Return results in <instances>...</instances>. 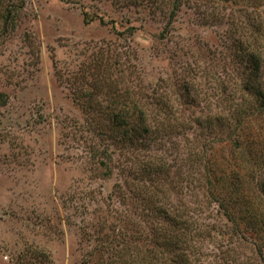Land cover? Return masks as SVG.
Instances as JSON below:
<instances>
[{"label": "rangeland", "instance_id": "374dc122", "mask_svg": "<svg viewBox=\"0 0 264 264\" xmlns=\"http://www.w3.org/2000/svg\"><path fill=\"white\" fill-rule=\"evenodd\" d=\"M10 2L16 19L0 21V264H122L118 250L155 249L160 207L195 222L191 262L264 264V229L243 217L264 219V110L243 92L257 85L254 54L264 87V0ZM132 102L170 107L135 146H116L111 112ZM214 160L216 176L241 177V207L209 184Z\"/></svg>", "mask_w": 264, "mask_h": 264}, {"label": "trees", "instance_id": "16d2710c", "mask_svg": "<svg viewBox=\"0 0 264 264\" xmlns=\"http://www.w3.org/2000/svg\"><path fill=\"white\" fill-rule=\"evenodd\" d=\"M11 0H0V21L3 22L5 25L9 24L10 22H13L15 17V11L16 7L14 3L10 2ZM176 1V0H175ZM251 71H252V80L251 86L254 83H257L256 87L251 89H246V87L243 89V92L247 93V101H249V98L254 97L257 99V102H259L257 109L264 110V87L261 82H259L260 75L257 74V72L261 70L262 63H261V57L259 54H254L253 57L251 56ZM246 101V102H247ZM127 104V103H126ZM170 105H164L162 109L155 110V107L148 106V103L140 104V103H131L127 104L124 107L119 108L117 111L113 110L111 113H113V116L111 118L110 124H107L108 130L113 133L116 141V146L124 147V146H135L136 140L138 139V135L144 132L145 134H150L152 132L151 128H146V122L148 118L155 117V114H158V111H168ZM239 107V106H238ZM236 109H239V108ZM243 108V107H242ZM247 109V110H246ZM244 111V112H243ZM169 112V111H168ZM242 113H247L248 116H254V110L253 107H246L245 109L241 110ZM235 115V112L233 113ZM225 113H221L220 117L222 119H226ZM138 141V140H137ZM205 145H203L204 147ZM107 148H110L107 147ZM205 148V147H204ZM209 149H213V146H211ZM190 159L198 160L197 152L190 150L189 151ZM201 157V155H200ZM202 158V157H201ZM147 167L151 168L152 162L146 163ZM164 165V164H163ZM206 167V166H205ZM164 167H161L159 169L162 171ZM207 168V167H206ZM205 168V169H206ZM219 169V165L217 160H214L210 164V168H207V171L211 173L212 180L209 182V184H214V186L221 188L222 190L225 189L227 192L228 197L231 198V202L234 201L236 204L242 206L241 201L244 200L245 195L242 190H240V183L242 182L241 177L237 173H234L229 178H226L224 176V169L220 171V174L216 176V171ZM240 181V183H239ZM227 186V187H226ZM226 188L229 190V192L226 190ZM231 190V191H230ZM247 194L250 193V189H248ZM209 198L214 201L221 204L223 208H226L224 204V200L219 193H211ZM230 201V199H229ZM230 202V205H231ZM228 206V203H227ZM245 210L244 212H250L252 208H249L247 203H245ZM195 209V208H194ZM160 212L163 213V218L161 220L157 221V232H156V238H155V249L148 251V253L140 254L132 252V253H126L124 250H118L120 251L121 255L128 256V259H124L122 261V264H160L155 263V259L159 260L160 257L163 254H168L174 252L173 257L170 256L168 258L169 264H199V256H196V260L191 262L190 255L191 251L190 243L194 239L195 236H192L191 229L195 222L193 220H190L185 215V212H179L174 209L169 210L166 208L160 207ZM226 214L231 220H235V213L230 209V211L226 208ZM240 216L242 217V209L240 210ZM246 216V217H245ZM245 217V223H252L253 225H256L255 222L258 220V224L260 227L264 229V219H256V218H249L247 216V213L243 215ZM246 220H248L246 222ZM256 220V221H255ZM189 249V250H188ZM173 254V253H172ZM138 257V258H137ZM198 259V263H197ZM190 260V261H189ZM154 261V262H152Z\"/></svg>", "mask_w": 264, "mask_h": 264}]
</instances>
